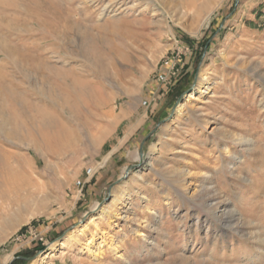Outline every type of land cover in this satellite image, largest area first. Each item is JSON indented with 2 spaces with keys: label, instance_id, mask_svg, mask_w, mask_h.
<instances>
[{
  "label": "rangeland",
  "instance_id": "rangeland-1",
  "mask_svg": "<svg viewBox=\"0 0 264 264\" xmlns=\"http://www.w3.org/2000/svg\"><path fill=\"white\" fill-rule=\"evenodd\" d=\"M74 6L104 40V66L77 34L45 42L55 69L89 87L48 82L41 105L69 135L64 153L0 134L14 167L0 174V264H264V0ZM114 15L118 33L97 29ZM165 60L176 74L161 82ZM137 120L143 131L110 156Z\"/></svg>",
  "mask_w": 264,
  "mask_h": 264
},
{
  "label": "bare ground",
  "instance_id": "bare-ground-1",
  "mask_svg": "<svg viewBox=\"0 0 264 264\" xmlns=\"http://www.w3.org/2000/svg\"><path fill=\"white\" fill-rule=\"evenodd\" d=\"M77 1L80 0H0V134L5 142L26 143L40 155L64 153L68 145L63 141L69 138L64 127L56 125L54 118L41 105L47 95L45 92L50 88L51 91L56 90L48 82L60 77L72 80L74 91L89 87L80 83L79 75L68 70L64 62L60 69H55L58 68L57 62L48 56L50 51L45 42L65 38L69 44H74V39L69 36L77 34L84 54L93 61V66L99 68L103 65L102 57L94 47L97 41L103 39L98 40L92 34L95 28L88 10L76 8L74 5ZM111 7L114 8V5ZM122 19L114 15L108 24L97 29L111 27V32L118 33ZM35 78L39 82H33L31 92L14 83L18 79L33 81ZM10 155L9 152L2 155L0 151V174H12L14 167L10 164Z\"/></svg>",
  "mask_w": 264,
  "mask_h": 264
},
{
  "label": "crops",
  "instance_id": "crops-1",
  "mask_svg": "<svg viewBox=\"0 0 264 264\" xmlns=\"http://www.w3.org/2000/svg\"><path fill=\"white\" fill-rule=\"evenodd\" d=\"M143 126H144V122L142 121L140 122L137 120L134 124L129 126V128L127 129V131H125L123 136H121L120 139L117 142H115L114 146H118L117 149L112 148L107 153L111 156V154H115L120 150H122L131 141V139H133V137L137 138L138 134H140L143 131ZM106 144L107 142H104V146Z\"/></svg>",
  "mask_w": 264,
  "mask_h": 264
},
{
  "label": "built area",
  "instance_id": "built-area-1",
  "mask_svg": "<svg viewBox=\"0 0 264 264\" xmlns=\"http://www.w3.org/2000/svg\"><path fill=\"white\" fill-rule=\"evenodd\" d=\"M178 57H176V59L179 60V62H180L181 58H178ZM163 64L166 67V70L161 72L158 77H159V80L161 82H167L168 78L174 76L176 73H174L173 63H172L171 60H165V62ZM143 105L146 106V107H150L151 102L150 101L149 102L148 101H144ZM95 175H96V171L93 168H88L86 170V177H87V181L86 182L91 181V179L94 178ZM86 182L78 181L77 185L81 186V187H84Z\"/></svg>",
  "mask_w": 264,
  "mask_h": 264
},
{
  "label": "water",
  "instance_id": "water-1",
  "mask_svg": "<svg viewBox=\"0 0 264 264\" xmlns=\"http://www.w3.org/2000/svg\"><path fill=\"white\" fill-rule=\"evenodd\" d=\"M181 101H182V98H180V100H179L178 103H180ZM140 156H141V158H143V156H144V155H143V145H142V147L140 148ZM141 161H142V160H141ZM140 164H141V162H140ZM140 164H139V165H140ZM139 165L131 166L130 168H128L126 174L128 175V174H129V171H130L131 169L137 168V167H139ZM107 200H109V198H108Z\"/></svg>",
  "mask_w": 264,
  "mask_h": 264
}]
</instances>
